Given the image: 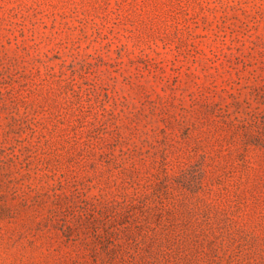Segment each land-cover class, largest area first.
Masks as SVG:
<instances>
[{
  "label": "rangeland",
  "instance_id": "rangeland-1",
  "mask_svg": "<svg viewBox=\"0 0 264 264\" xmlns=\"http://www.w3.org/2000/svg\"><path fill=\"white\" fill-rule=\"evenodd\" d=\"M0 264H264V0H0Z\"/></svg>",
  "mask_w": 264,
  "mask_h": 264
}]
</instances>
